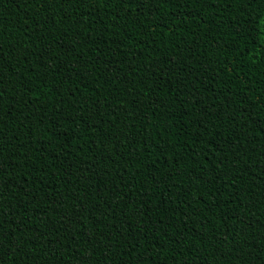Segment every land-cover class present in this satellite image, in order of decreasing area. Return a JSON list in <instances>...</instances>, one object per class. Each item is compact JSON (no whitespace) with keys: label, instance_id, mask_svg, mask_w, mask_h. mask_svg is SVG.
Returning <instances> with one entry per match:
<instances>
[{"label":"trees","instance_id":"obj_1","mask_svg":"<svg viewBox=\"0 0 264 264\" xmlns=\"http://www.w3.org/2000/svg\"><path fill=\"white\" fill-rule=\"evenodd\" d=\"M0 264H264V0H0Z\"/></svg>","mask_w":264,"mask_h":264}]
</instances>
